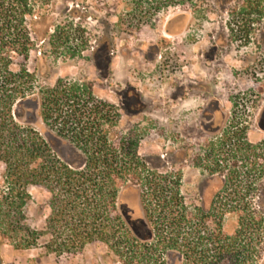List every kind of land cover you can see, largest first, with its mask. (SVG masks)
I'll return each instance as SVG.
<instances>
[{
    "label": "trees",
    "instance_id": "obj_1",
    "mask_svg": "<svg viewBox=\"0 0 264 264\" xmlns=\"http://www.w3.org/2000/svg\"><path fill=\"white\" fill-rule=\"evenodd\" d=\"M264 0H245L236 13L243 32L254 13L264 17ZM25 0H0V246L43 249L58 260L104 245L108 264H258L264 252V140L251 143L245 129L224 133L210 144V175L223 177L210 207L190 205L181 173H161L139 155L137 141L118 131L120 114L101 99L91 81L59 78L40 86L23 65L16 72L13 54L29 59L34 42ZM248 31H246L247 33ZM69 58L81 54L68 52ZM36 100L43 129L18 121L17 107ZM64 140L72 159L56 152L46 131ZM243 177V178H241ZM30 188L48 194L50 212L43 228L27 223ZM139 193L149 230L146 238L128 226L120 208L122 195ZM229 214L237 228L224 230ZM0 264H3L0 257Z\"/></svg>",
    "mask_w": 264,
    "mask_h": 264
},
{
    "label": "rangeland",
    "instance_id": "obj_2",
    "mask_svg": "<svg viewBox=\"0 0 264 264\" xmlns=\"http://www.w3.org/2000/svg\"><path fill=\"white\" fill-rule=\"evenodd\" d=\"M244 1L193 0L188 37L163 40L160 29L129 34L123 29L124 0H38L26 18L34 42L29 59L14 53L12 69L18 72L25 65L35 74V92L54 86L59 78L91 81L97 96L118 107V131L139 143L147 165L161 173H181L188 204L208 209L223 185V177L208 172L215 166L208 159L210 144L218 143L223 133L242 129L251 143L264 140V17L254 13L243 32L234 15ZM169 12L162 13L161 23ZM68 52L81 58L71 59ZM203 52L225 53L220 62L205 63ZM196 76L215 84L216 91L224 88L228 118L224 126L222 117L214 122L222 126L219 132H210L216 127L202 119L204 102L186 94L188 81ZM17 112L20 123L44 128L36 100L24 101ZM46 134L56 152L73 158L64 140L51 131ZM3 172L0 163V191ZM29 191L27 223L41 229L50 212L48 194ZM256 200L262 204L264 195ZM120 208L130 229L148 237L139 193L126 191ZM237 221V215H227L224 230L234 233ZM108 251L104 245L87 246L73 258L58 260L43 249L17 250L6 241L0 257L3 264H108L103 258ZM170 263L179 264L176 257ZM258 264H264V252Z\"/></svg>",
    "mask_w": 264,
    "mask_h": 264
},
{
    "label": "flooded vegetation",
    "instance_id": "obj_3",
    "mask_svg": "<svg viewBox=\"0 0 264 264\" xmlns=\"http://www.w3.org/2000/svg\"><path fill=\"white\" fill-rule=\"evenodd\" d=\"M41 1L43 4L44 2H48V0ZM124 1V5L127 7V11L124 19L123 29L128 34L133 31H143V28H148L153 32H156L160 29L163 33V37L161 38L163 40L178 38L184 35L188 37V33L190 31V23L193 18V0ZM25 2L28 12L26 15L27 18V16L32 15L33 8L35 6L34 3H38V0H25ZM165 11L170 12L166 19L161 23V15ZM224 53L225 52H203L201 58L205 60V63H208L209 60L210 62H220L221 57ZM196 77V79L192 78L188 81L186 86V94L196 96V99L198 101L204 102L205 107L202 110V119H205L208 122V125L216 127V130L214 128L212 129V131H207H210L212 133H214L215 131L219 132L228 118V115L224 110V102L226 101V96L223 92L224 88L223 91H216L214 90L215 84L212 85L208 79L199 78V76ZM217 87L219 89V86ZM229 101H231V99H229ZM220 117H222L223 120L222 126H215L214 122Z\"/></svg>",
    "mask_w": 264,
    "mask_h": 264
}]
</instances>
